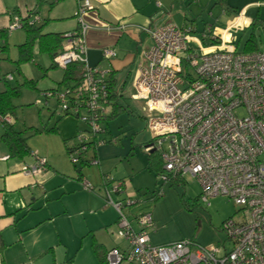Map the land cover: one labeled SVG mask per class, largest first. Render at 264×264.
<instances>
[{
  "label": "built area",
  "instance_id": "obj_1",
  "mask_svg": "<svg viewBox=\"0 0 264 264\" xmlns=\"http://www.w3.org/2000/svg\"><path fill=\"white\" fill-rule=\"evenodd\" d=\"M77 4L78 26L61 34V48L52 61L64 69L77 66L78 79L41 94L55 98L59 113L84 124L75 142L67 146L72 162L100 165L97 155L86 159V153L117 141L114 136L99 138L107 132L111 89L104 70L87 62L89 25L82 15L93 6L90 0H77ZM242 14L222 29L209 24L202 35L214 43L203 46L188 24L168 21L154 29L143 28L151 43L133 82L134 96L144 101L149 112L145 126L154 142L146 148L161 149L156 180L177 182L189 175L200 185L203 201L224 195L238 205L241 216L225 219L220 228L230 248L203 246L190 239L153 244L149 236L155 228L152 213L141 212L131 221L130 207L141 201L115 200L111 194L120 192L122 183L110 189L105 184V201L118 213L117 235L124 245L108 249L102 264H264V51L237 50L232 30L245 28ZM26 20L32 24L40 18L33 15ZM24 23L14 15L8 30L22 28ZM192 43L198 44L200 52L192 50ZM103 51L105 57L115 55L113 49ZM12 78V74L6 76ZM0 120L13 123L10 115H0ZM163 142L167 150H162ZM30 154L35 162L23 171L31 175L44 171L46 158ZM8 158L0 154V160ZM103 179L111 180L107 175ZM81 185L93 189L84 177ZM161 193L160 189L156 195Z\"/></svg>",
  "mask_w": 264,
  "mask_h": 264
},
{
  "label": "crops",
  "instance_id": "obj_2",
  "mask_svg": "<svg viewBox=\"0 0 264 264\" xmlns=\"http://www.w3.org/2000/svg\"><path fill=\"white\" fill-rule=\"evenodd\" d=\"M90 1L93 8L82 15L89 25L85 33L87 62L106 74L111 86L110 115L115 106L121 105L128 80L133 88L137 70L143 61L142 54L151 43L149 34L143 28L154 29L168 21L179 26L188 24L194 32L203 33L207 27L206 23L200 29L195 16L187 17L186 10H190L196 0H179L185 3L186 9L182 11L183 8L172 6L169 12L166 4L178 0ZM223 4L228 6V10L223 9ZM223 4L215 6L222 14L229 15L226 23L242 12L245 28H250L253 19L257 20V26L260 24L264 28V0H223ZM212 5L214 2L209 0L205 8ZM77 9V0H57L52 5L47 2L38 5L37 0H0V30L7 33L17 30H8L14 15L22 19L38 15L40 23L45 22L47 33L61 35L77 28ZM177 16L179 22L175 21ZM205 40V45L211 41L209 37ZM106 48L113 49L115 55L105 57L103 50ZM50 99L44 97L40 99V104L44 101L48 105ZM55 109L58 112L57 105ZM60 134L63 139L70 136L67 131ZM2 142L7 148L4 154H9L6 143ZM103 145L98 146L97 152L88 150L86 158L98 157V150ZM147 146L145 151L153 153L147 150ZM0 149H3L2 145ZM22 162H25L24 157L19 156L0 160V264H99L96 250L103 256L108 249L124 245L117 235L116 209L104 201L105 197L99 193H88L80 185V175L86 178L84 166L74 165L73 176L63 178L60 167L55 164L49 166L48 160L45 170L34 175L23 171ZM81 164L92 165L87 161ZM101 175L105 176L104 173ZM52 180L56 182L49 186ZM122 187L123 184L121 191L114 193L120 195ZM135 199L145 201L139 197ZM71 207H76L73 213H70ZM140 213L141 210L131 211L129 219L134 221V216ZM151 231L154 230L149 231V236ZM150 240L152 242L151 236Z\"/></svg>",
  "mask_w": 264,
  "mask_h": 264
},
{
  "label": "rangeland",
  "instance_id": "obj_3",
  "mask_svg": "<svg viewBox=\"0 0 264 264\" xmlns=\"http://www.w3.org/2000/svg\"><path fill=\"white\" fill-rule=\"evenodd\" d=\"M208 2L209 0L193 1L191 9L186 10L187 17L195 16L200 29L206 23L207 26L210 23L219 27L225 26L229 15L222 14L217 5L205 8ZM166 6L169 9L167 12L171 11L172 6L181 7L182 11L186 9L185 3L179 0ZM178 19L177 16L175 21L179 22ZM36 24L41 25L42 33H47L45 22L39 21ZM252 33L258 50L264 51V28H261L260 24L254 28L232 30L234 43L239 51ZM192 35L199 38L202 46L205 44L206 40L201 32L195 31ZM25 40L24 28L11 31L5 38H0V90L8 88L17 90L10 95L13 128L25 138L31 152L45 157L49 166H53L52 164L59 166L63 178H66V175L73 176L74 163L68 155L67 146L75 142V134L77 131L81 132L84 124L73 116H63L58 113L53 97L48 105H45L44 101L41 104L35 103L36 99H44L40 95L42 91L65 87L72 81L69 79L63 81L65 69L54 65L51 54L40 48L37 40L30 46V57L19 61V45ZM191 48L195 52H200L196 43H192ZM9 73L14 76L12 80H6ZM26 80H32V83H25ZM120 103L123 109L108 119L107 132L99 135V138L108 139L111 136L117 138L116 143L107 142L99 148L98 158L101 165H82L81 162L76 165L86 168L84 176L93 187L92 191H85L99 193L105 197V184L110 189L111 185L122 183V193L111 194L115 200L118 197H139L145 200L131 206L130 210L152 213L155 228L150 232V236L154 244L190 239L203 246L225 244L229 249L231 243L227 241L225 233L220 229L221 224L229 217L236 219L241 216L240 207L224 195H216L210 197L208 201H203L200 198V185L189 175L177 182L157 181L155 174L162 166L161 149L150 154L144 149L147 145L152 146L154 142L145 126V118L149 112L144 101L134 96L130 80L124 87V95ZM61 131L69 132V138L63 139ZM3 132V124L0 122V145L3 146L0 154L2 155L7 151L2 142ZM162 150H167L166 142L162 143ZM23 157L25 162H22V168L33 164L35 158L30 153ZM102 173L111 179L110 183L103 181ZM55 182L56 180H52L48 184L50 186ZM79 182L81 185V180ZM160 189L161 195H156ZM152 196L155 197L151 199ZM70 209V213H73L76 207ZM111 236L118 239L116 235L111 234Z\"/></svg>",
  "mask_w": 264,
  "mask_h": 264
},
{
  "label": "trees",
  "instance_id": "obj_4",
  "mask_svg": "<svg viewBox=\"0 0 264 264\" xmlns=\"http://www.w3.org/2000/svg\"><path fill=\"white\" fill-rule=\"evenodd\" d=\"M37 1H38V5L43 4L44 2L49 3V5H52L57 0H50V1L49 0H37ZM212 1L214 2V5L221 4V3L223 4V0H212ZM223 5H224L223 9L228 10V6H226L225 4ZM23 20L25 23L23 24L22 28H24L26 31V40L21 45H19V48H20V58H19L20 60L19 61L26 60L30 57V46L36 40L39 44V47L44 50H47L51 54V58H53L54 54H56L60 50L61 40H62L61 35L57 33H42L41 27H40L41 25L37 26L36 23L29 24L27 23L26 19H23ZM249 26L251 28L256 27L257 20L253 19ZM6 35H7L6 30H0V38H5ZM210 43H214V42H210ZM257 49H258L257 45L254 41V34L252 33L250 37L245 40L241 51L248 52V51H253ZM78 72L79 71H78L77 66L75 65L68 66L65 69L63 81H66L68 79L71 81H77ZM25 83H32V80H26ZM109 87L111 89V86ZM16 91H17L16 88H10V89L8 88L5 90H0V115L1 116L10 115L12 117L11 113L13 112V110H12V104L10 102V95H12L13 93H16ZM121 109H123L122 105H117L114 107L113 114L107 118L104 124L106 129H108L107 124H106L108 122V119L114 117ZM60 114H62L63 116H68L63 113H60ZM2 124L4 128V132L1 135V137L8 147L9 157L10 156L23 157L25 154L31 153V150L26 145L25 138H23L20 135V132L16 131L13 128V123H6L2 121ZM35 132H40V131L35 130ZM77 133L75 134V136L77 135ZM158 167L159 166H157V168ZM160 168L161 167H159V169H157L156 172H159ZM80 177L82 176L80 175ZM96 254L98 255L99 264H102L104 262L105 253L102 256V254H100L96 250Z\"/></svg>",
  "mask_w": 264,
  "mask_h": 264
}]
</instances>
